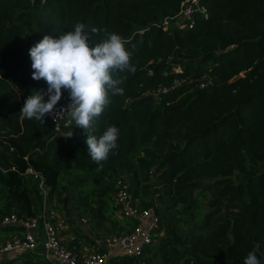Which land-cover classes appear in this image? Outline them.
Here are the masks:
<instances>
[{"label": "trees", "instance_id": "1", "mask_svg": "<svg viewBox=\"0 0 264 264\" xmlns=\"http://www.w3.org/2000/svg\"><path fill=\"white\" fill-rule=\"evenodd\" d=\"M182 1L0 0V243L22 230L3 225V217L38 214L43 188L49 201L55 192L59 202L70 199L57 190L65 177L79 213L106 228L65 242L90 244L130 230L136 219L118 215L115 202L123 172L142 204H156L174 220L164 216V232L162 220L143 255H115L108 264H244L252 251L264 264V0H200L207 14L195 10L192 26L172 20L166 29L164 18ZM77 23L120 35L136 68L118 73L123 95L109 92L97 119V137L119 129L118 147L100 170L75 122L60 132L50 115L44 125L20 115L33 90L48 87L32 79L29 49ZM103 38L102 31L92 42ZM68 97L62 89L59 102ZM29 167L42 187L28 183ZM152 189L159 195H149ZM0 264L50 263L41 251L26 250Z\"/></svg>", "mask_w": 264, "mask_h": 264}, {"label": "clouds", "instance_id": "2", "mask_svg": "<svg viewBox=\"0 0 264 264\" xmlns=\"http://www.w3.org/2000/svg\"><path fill=\"white\" fill-rule=\"evenodd\" d=\"M104 38L100 43H93L92 36ZM125 41L116 33L107 29L85 28L82 23L75 25L74 31L62 32L55 38L45 35L43 39L29 49L32 61V79L44 80L47 90H33L27 97L20 111L21 118L35 120L44 125L47 115L56 116L67 113L74 120L76 127L84 130L88 154L102 169L109 153L118 147L119 129L108 127L97 137L95 125L109 103L112 95H123L125 78L118 73H135L136 68L130 63L131 53L125 49ZM62 89L69 92L70 103L67 108L55 111L62 98ZM47 96V100L45 97ZM69 131L65 138L72 137ZM120 212V211H119ZM244 264H261L255 251L249 252Z\"/></svg>", "mask_w": 264, "mask_h": 264}, {"label": "built area", "instance_id": "3", "mask_svg": "<svg viewBox=\"0 0 264 264\" xmlns=\"http://www.w3.org/2000/svg\"><path fill=\"white\" fill-rule=\"evenodd\" d=\"M198 9L206 13L200 0H183L176 14L164 18V27L167 29L172 20L176 25L192 26L195 22L194 12ZM69 103L70 97L58 102L55 111L67 108ZM50 117L60 132H64V126L74 122L67 113ZM28 171L39 177L33 167H29ZM115 202L119 205L120 213L136 219L135 225L130 230L96 238L90 244L82 241L73 244L65 242L59 226L48 218L45 209L33 216L12 211L3 217L1 223L19 225L22 230L0 243V257L15 256L26 250L41 251L50 264H108L109 259L115 255L139 257L156 241L162 222L161 212L156 204H142L132 192L129 179L123 175L115 179Z\"/></svg>", "mask_w": 264, "mask_h": 264}, {"label": "rangeland", "instance_id": "4", "mask_svg": "<svg viewBox=\"0 0 264 264\" xmlns=\"http://www.w3.org/2000/svg\"><path fill=\"white\" fill-rule=\"evenodd\" d=\"M179 69V67L177 68ZM120 175H124V173H120L117 176ZM113 179V178H112ZM112 179L108 180V182H110V184H112ZM129 179V178H128ZM29 180V184L33 185L35 183H37L39 181L40 186L42 187V180L40 179V177L37 176H31L30 178H28ZM58 189H64L66 190L65 192V196L67 195L70 199L66 202H59L58 198H57V193L55 192L52 195V199L49 201V196L47 195V197L45 196L48 192H49V188H43V195H44V199H43V203L40 207V210H42V208L44 207V204L48 205V207L46 208L47 213L51 216V218L53 219V221L59 226V232L60 235L63 236L64 238H70L69 233H76L78 234V232L88 235V236H96L97 234H100V232L102 233L106 228L105 227H101L97 224V221L94 217L93 214L91 213H87V214H82L79 213V206L76 203V199H74V195L73 194V189L74 186L72 185L71 181H70V177H65L62 182L61 185L59 187H57ZM153 193V189L149 192V195H151ZM156 193V192H154ZM153 193V194H154ZM156 200L155 202L160 205L161 207H163V205L165 204L164 201H162L161 199H159L158 197H155ZM117 214L121 215V213L119 212V210H117ZM161 215L163 216V222H162V230L160 232V234H162L165 230V218L164 216H168L169 218L173 219V216H171L170 212L168 210H162ZM174 220V219H173ZM111 223V222H110ZM68 226H73V227H68ZM106 233V232H103ZM69 235V236H68Z\"/></svg>", "mask_w": 264, "mask_h": 264}, {"label": "crops", "instance_id": "5", "mask_svg": "<svg viewBox=\"0 0 264 264\" xmlns=\"http://www.w3.org/2000/svg\"><path fill=\"white\" fill-rule=\"evenodd\" d=\"M68 227H73V226H68ZM76 233H77V232H76ZM76 233H69L70 236H69V235H68V236H69L70 238H67V239H66V238H64V235L62 236V238H63L64 240H65V239H66V240H71L72 238H74V237H76V236L78 235V234H76Z\"/></svg>", "mask_w": 264, "mask_h": 264}, {"label": "water", "instance_id": "6", "mask_svg": "<svg viewBox=\"0 0 264 264\" xmlns=\"http://www.w3.org/2000/svg\"><path fill=\"white\" fill-rule=\"evenodd\" d=\"M170 220H171V222L173 223V219H172V218H170Z\"/></svg>", "mask_w": 264, "mask_h": 264}]
</instances>
